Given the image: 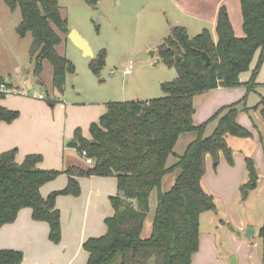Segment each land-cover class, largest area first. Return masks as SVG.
I'll return each instance as SVG.
<instances>
[{
	"label": "trees",
	"instance_id": "trees-1",
	"mask_svg": "<svg viewBox=\"0 0 264 264\" xmlns=\"http://www.w3.org/2000/svg\"><path fill=\"white\" fill-rule=\"evenodd\" d=\"M10 10L20 9L21 21L16 27L19 36L31 33V56L38 76L43 61L53 67L52 85L63 91L68 72H73L70 60L57 51L62 38L68 34L59 0H4ZM93 5L99 0H85ZM244 36H237L228 9L222 5L218 11L215 40L208 29L190 36L182 25H176L158 47V57L177 70V77L163 82L164 96L147 100L107 102V111L90 125L91 139L76 129L78 150H87L94 163L87 167L69 166L63 171L41 169V154H28L22 163L16 161V149L0 154V228L16 220L23 208L32 209V217L49 224V239L59 243L62 238L61 212L56 200L60 195L81 194L78 177L114 176L118 193L111 196L115 214L105 219L107 233L91 237L83 245L89 253L85 264H192L199 249V220L201 212L216 211L211 194L202 184L206 171V156L218 161L220 152L232 162V149L227 136L247 137L251 133L239 124L237 116L248 110L242 101L225 105L208 120L194 124L195 96L219 86L226 88L242 84L240 76L249 71L257 51L258 59L246 82L247 93L258 85L256 76L264 62V0H239ZM203 51L211 64L207 65ZM176 55L180 59H176ZM104 60L100 52L91 66L98 72ZM6 83L0 75V84ZM7 84V83H6ZM9 85V84H7ZM5 94L0 92V98ZM245 101V97L242 99ZM257 108V106L255 107ZM258 108L264 121V97ZM19 111L0 104V122H13ZM216 121L210 135L206 127ZM195 131L197 137L187 146L178 161L167 166L179 136ZM248 180L242 189L256 186L258 175L254 160L246 158ZM179 169L173 186L166 192L161 189L163 177ZM66 173V187L52 191L47 197L41 187ZM157 190L158 204L149 237L142 230L150 210V195ZM124 208V210H122ZM264 243V224L260 228ZM21 250L0 249V264H21Z\"/></svg>",
	"mask_w": 264,
	"mask_h": 264
},
{
	"label": "rangeland",
	"instance_id": "rangeland-1",
	"mask_svg": "<svg viewBox=\"0 0 264 264\" xmlns=\"http://www.w3.org/2000/svg\"><path fill=\"white\" fill-rule=\"evenodd\" d=\"M170 1L99 0L91 5L85 0H59L63 14L67 16L65 18L68 29L77 31L89 42L95 58L100 52H104V60L99 71L94 72L91 66L94 58L85 56L69 40L63 55L71 61L73 72L67 73L62 92L54 89L61 96L58 99L59 96L57 98L53 94L45 77L44 84H38L39 78L35 73V62L30 52L33 40L31 33L21 37L16 32L22 19L20 9L12 11L4 0H0V73L3 78L11 76L13 84L22 91L19 92L21 94L5 95L23 94L33 97L34 93H43L47 105L50 104V98L56 103L64 98L75 97L79 91L83 98L93 97L96 101L108 102L147 100L164 96L162 83L172 81L178 73L176 68L169 67L162 59L154 56L153 51H157L164 38L171 33V26L176 20L179 25L188 24L185 16H181ZM224 5L230 8L236 35L244 36L239 1L224 0ZM98 13L99 17L95 20ZM208 26V22L196 27L189 26L188 33L195 36ZM211 31L215 33L213 29ZM257 59L258 53L254 57L255 65ZM130 65L131 73L125 74V69ZM249 72H244L242 84L237 87H247L245 84L251 77ZM256 83L258 85L255 92H246L234 101H242L247 106L248 110L242 112L251 125H256L255 133L252 135L250 129L239 123L252 136L230 135V142L227 143L232 149V162L220 152L218 161L211 162L202 179L204 190L214 198L216 211L208 210L200 214L199 249L194 256V264H231L233 257L236 258L235 264H264V243L259 234L264 224V179L258 180L252 189H242L249 175L247 157L254 160L258 176L264 170V121L258 108L264 97V62L259 68ZM244 97L245 101L242 100ZM206 100L207 96L198 95L195 104L200 108ZM200 109L203 112L205 107ZM214 124V121H210L206 129ZM69 126H73L72 119ZM81 134L84 138L91 139L90 130L86 137L82 132ZM176 171L179 173L180 170L170 173L176 174ZM162 190H169L167 182ZM157 204L158 193L155 189L150 197V210L144 223L143 237H149L152 233ZM250 226L257 229L251 239L246 235Z\"/></svg>",
	"mask_w": 264,
	"mask_h": 264
},
{
	"label": "crops",
	"instance_id": "crops-1",
	"mask_svg": "<svg viewBox=\"0 0 264 264\" xmlns=\"http://www.w3.org/2000/svg\"><path fill=\"white\" fill-rule=\"evenodd\" d=\"M170 2L181 16H185L188 24L182 26L187 31L189 26L196 27L208 22L210 26L202 29L210 30L213 38L217 39L216 22L219 8L224 5V0H171ZM225 6L232 22L233 17L230 8L228 5ZM60 10L63 18L67 17L64 16L61 6ZM177 21L171 26L172 28L179 25ZM168 23H170L169 20ZM57 31L62 38L61 43L57 46V51L60 54H65V48L70 40L69 33L72 30L68 34ZM153 52L154 56L158 57V52L155 50ZM257 53L259 55V51ZM254 65L253 59L250 68L251 73L249 72L250 70L248 71L250 75ZM243 74L244 72L240 76L241 81L245 75ZM0 75L2 74L0 73ZM52 76L53 67L48 60H44L43 70L38 75V84H44L45 77L50 83L53 94L57 95L58 98L59 94L54 92L52 85ZM4 79L10 87L19 92L21 91L19 86L13 84L11 76ZM256 90L257 88L253 92ZM19 92L16 94H21ZM246 92L247 87L226 88L219 86L199 94L207 96V100L201 106L202 108L205 107L203 112H201V107L198 108L196 106L194 124L199 125L208 120L219 108L234 103ZM39 94L43 93H34L33 97L22 94L16 96L5 95L0 98L1 105L8 109L19 111V117L13 122H0V154L7 150L16 149V161L19 163H22L28 154H41L43 159L37 166L47 170L63 171L67 167L74 165L87 167L88 165L81 156L78 147L74 148L70 145L77 141L75 139V130L77 128L81 130L85 137L88 135L91 123L98 121L100 116L107 111L108 101H96L93 97L83 98L82 92L79 91L75 97L71 96L70 98L57 100L58 102L54 100L56 103H53L52 98H50L48 99V104H50L47 105L46 97L41 99L37 96ZM197 98L198 95L195 96V103ZM58 99H61V96ZM242 111L239 112L237 121L250 129L253 135L256 131V125H251V122ZM70 119H72L73 126H69ZM214 123L212 127L206 129V135L212 134L216 125L215 121ZM195 133V131H188L179 136L173 153L167 160V166L174 165L178 161L179 156L184 154L189 143L196 139L197 133ZM227 141L230 142V135L227 136ZM260 146L261 142L258 143V147ZM239 156L242 158L241 154ZM256 158L258 157L256 156ZM212 161L211 154H207L206 169ZM178 175V171H176V174L167 173L163 177L161 189H163L165 182H167L170 189ZM77 179L81 186V194L78 196L60 195L56 200L57 208L61 212L62 238L59 243L49 239L50 229L47 222L33 219L32 209L23 208L19 211L14 222L5 224L0 228V249L21 250L24 254L21 264H85L89 258V253L84 249L83 245L87 239L100 237L107 233L105 219L115 214L110 198L118 193V185L117 178L114 176L92 175L90 177H78ZM263 179L264 170L258 176V180ZM68 181V175L61 173L56 179L47 182L41 187L42 196L47 197L52 191L63 189L67 186ZM246 197L243 199H246ZM216 215H219V213L216 212ZM254 229V233H256L257 229ZM252 237L253 233L251 234ZM195 255L196 253L193 255L192 264H194Z\"/></svg>",
	"mask_w": 264,
	"mask_h": 264
},
{
	"label": "water",
	"instance_id": "water-1",
	"mask_svg": "<svg viewBox=\"0 0 264 264\" xmlns=\"http://www.w3.org/2000/svg\"><path fill=\"white\" fill-rule=\"evenodd\" d=\"M100 13H101V11H100ZM98 15H99V13L95 17V20L98 19V17H99ZM69 38L77 47H79L83 51L85 56L93 57L94 59H96L94 57L93 50H92L91 46L89 45V42L82 35H80L77 31L72 30L69 33ZM202 54L205 57L206 64L207 65L211 64V59H210L209 55L207 54V52L203 51ZM176 59L179 60L180 56L176 55ZM70 146L76 148V147H78V142L74 141L73 143H71ZM246 193H248V191H246ZM122 210H124V208H122ZM254 230L255 229L252 228V227H250L248 229L247 234H246L248 238H251V234L254 232ZM235 260H236V258L233 257V260L231 261L232 262L231 264H235Z\"/></svg>",
	"mask_w": 264,
	"mask_h": 264
},
{
	"label": "built area",
	"instance_id": "built-area-1",
	"mask_svg": "<svg viewBox=\"0 0 264 264\" xmlns=\"http://www.w3.org/2000/svg\"><path fill=\"white\" fill-rule=\"evenodd\" d=\"M131 69H132V66L130 65V67L126 68L125 69V74H129L131 73ZM0 92L4 93V94H12V93H18L19 91L14 89L13 87H10V85H7L6 83H1L0 84ZM39 98H45V95L43 94H39L37 95ZM80 154L81 156L83 157L85 163L87 165H91L94 163V159L93 157H90L87 150H82L80 151Z\"/></svg>",
	"mask_w": 264,
	"mask_h": 264
}]
</instances>
